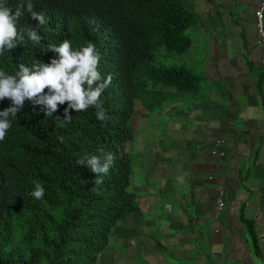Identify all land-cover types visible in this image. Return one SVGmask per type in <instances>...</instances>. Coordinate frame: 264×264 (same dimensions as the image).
I'll return each mask as SVG.
<instances>
[{"label": "trees", "instance_id": "trees-1", "mask_svg": "<svg viewBox=\"0 0 264 264\" xmlns=\"http://www.w3.org/2000/svg\"><path fill=\"white\" fill-rule=\"evenodd\" d=\"M205 1L213 6L212 0ZM21 2L6 0V6L15 11ZM31 2L35 11L44 12L47 23L38 25L25 12L18 29L34 28L43 39L33 45L25 34L23 42L0 55V70L14 75L21 63L30 67L36 60L48 62L55 55L49 43L59 46L69 40L73 49H79L91 41L101 56L98 71L102 78L111 75L112 82L100 97L105 121H98L96 109L89 108L72 111L71 122L60 127L54 117L38 108L34 112L27 102L15 117L9 116L12 127L0 142V264H100L119 222L141 211L132 188L135 167L129 151L135 141L131 120L136 103L153 110L176 96L196 97L204 84L211 85L212 92L220 86L209 82L205 73L156 64L159 49H164V56L181 55L193 45L187 32L201 17L184 0ZM242 57L248 75L255 79L256 94L263 97L264 66L252 61L246 49ZM158 86L175 94L158 99L156 105L140 101L143 96H157ZM9 106V100L0 101V110ZM65 107L59 106L56 115ZM107 152L115 155V161L97 187L95 174L76 161L85 154L103 157ZM259 155L257 150L246 181ZM35 183L45 189L41 200L30 195ZM181 207L189 221L194 202L186 204L183 199ZM244 207L239 221L259 255L256 222L246 218Z\"/></svg>", "mask_w": 264, "mask_h": 264}, {"label": "rangeland", "instance_id": "rangeland-1", "mask_svg": "<svg viewBox=\"0 0 264 264\" xmlns=\"http://www.w3.org/2000/svg\"><path fill=\"white\" fill-rule=\"evenodd\" d=\"M184 2L191 11L201 17V21L187 32L193 40V45L181 55L164 56V49H159L156 55V64L158 67L164 65L175 68L186 67L195 72V75L205 73L209 82L216 83L214 86L218 85L220 88L212 92L211 85L204 84L203 92L197 94L196 97H187L184 100L185 103L179 104V115L171 121L170 117L166 118L165 110H161L158 115V124L154 120L157 117L152 119L151 124L150 121L138 122L134 119L132 128L136 131L135 134L138 138L137 143L129 148L132 161L134 160L136 166V177L132 188L140 195L146 196L147 191L150 190L149 186L157 183L155 192H161L166 196L164 200L167 214L158 220L155 218L157 215L142 216L137 213L122 220L114 230L111 244L102 254L100 264H154L160 253L171 264H175L176 261L179 264L198 262L214 264V261L217 260L214 252H209L208 246L207 252L204 249L207 242L210 244V237H213L212 242L215 239H221L222 235H218L220 231L223 235L230 231V235L241 236L242 238L236 239L242 244L249 243L252 247L253 257L259 259L254 253L252 237L239 221L243 201L234 204L228 200L238 198L239 195L249 204L246 218L258 222L256 230L260 237L264 232V140H262L264 139V96L256 94L255 79L248 75L246 63L242 57L245 49L252 61L258 60L259 56L264 57V47L259 48L256 45L258 22L255 13L260 1L212 0L213 6L208 5L205 0H184ZM243 86H248L250 91L246 92ZM165 97H167L166 88L158 86L157 96H143L140 101L156 105L158 99ZM233 98L241 100H238L236 104V99ZM170 104L175 106V103ZM244 104L247 108H249L248 105L254 108L246 109ZM137 105L143 108L140 102L136 103V107ZM255 111H259V117L256 122H251L248 119L253 117ZM144 115H146L145 112ZM261 117L263 119L259 120ZM174 121L177 122V128L173 133L169 126ZM183 125H186L187 128ZM229 125L237 127L239 137H236L239 138L240 143L223 164L222 173L226 178L222 176L217 178L216 173L219 168L213 165L211 167L213 182L206 184L212 185L211 187L206 186L209 189L210 197L208 196L206 201L203 199L201 202H197L195 192L191 193L195 181V169L192 166L193 157L183 159L184 161L180 164L179 158L183 157L180 150L187 146L178 144L175 147L171 137L175 134L177 137L185 139L190 144L187 148L196 151L197 155L199 148L202 147L204 156H210L211 144L206 138L210 140L214 136H224L217 130L218 126L228 127ZM259 136H262L261 141L258 139ZM200 137L203 139L198 140ZM145 145L148 148L151 146L153 149L147 150ZM162 147L171 148L162 157L168 159L170 156L174 159L173 167L169 170V179H167L169 175L164 176L158 168L155 169L157 165H160L161 152H158V149ZM258 148H262V150L257 168L251 172L252 175L246 181L247 169L253 164L252 159ZM200 156L203 157L201 154ZM169 167L167 166V169ZM146 169L149 173L140 176L141 172L146 173ZM229 177L235 180L233 186L227 182ZM178 178H182V182ZM218 181L226 190L225 199L227 201L226 208L220 212L215 210L216 200L219 196L216 190ZM230 189L239 191L230 194ZM182 198L186 204H192V201H195H193L194 207L188 210L190 212L187 211L192 215L189 217V221L188 214L180 205L183 201ZM229 213L231 229L225 218ZM257 214H260L259 219ZM200 216L202 224H196L189 230L192 226L189 223L196 222ZM181 225L182 230L185 228L184 236L193 239L200 250L197 251L194 246L191 247L190 252L194 258L177 257L172 234L179 235ZM233 226L237 228L233 230ZM216 230H218L217 233ZM259 244L263 245L261 237ZM138 257L142 258L138 261ZM164 264L168 263L164 262Z\"/></svg>", "mask_w": 264, "mask_h": 264}, {"label": "clouds", "instance_id": "clouds-1", "mask_svg": "<svg viewBox=\"0 0 264 264\" xmlns=\"http://www.w3.org/2000/svg\"><path fill=\"white\" fill-rule=\"evenodd\" d=\"M259 1L261 2V0ZM25 12L30 15L32 20L37 21L38 25H44L47 23L44 12L35 11L31 0H27L26 3H24V0H22L21 4L15 8V11L6 6V0H0V55H3L5 51H10L15 48L17 46V42H23L25 34L33 45H38L41 43L43 37L38 34L36 29L31 27L18 29L19 19L24 15ZM257 16L259 18L257 28L262 34H264V10L257 12ZM48 49L50 52L55 54L48 62L36 60L30 67L21 63L18 65V71L14 75H10L5 71L0 70V101H4L5 99L10 101L9 107L0 110V142L5 140L7 132L12 127L9 116L15 117L17 113L24 108L25 102L33 106L34 112H36L38 108L39 112L43 115L47 117H54L55 121L60 127H63L65 124L71 122L72 111L81 112L86 111L89 108L96 109L95 115L98 121H105L107 119L100 97L102 96L105 89L111 84L112 77L111 75H108L107 78H102L101 73L98 71L101 56L97 51L95 44L89 41L86 46H83L79 49H73L71 42L69 40H64L59 44V46L49 43ZM262 58L264 57L259 56L258 60H254L255 63H258L259 66H262L259 61ZM166 90L167 94L174 93L173 90H169L167 88ZM184 98H186V95L183 97L176 96L173 101L168 99L166 104L164 103L156 105L153 110H147L142 104L141 105L143 108H140L137 105V107H135L134 116L131 120V127L134 123V119H136L138 122L150 121L151 124L153 121L152 119L157 117V119L154 120H156L155 123L158 124V115L160 114L161 110H165L166 118L168 119L170 117L171 121L173 118L169 112H172L173 107L177 108L180 103H185ZM170 103H175V106ZM65 104H67V107L63 109V113L61 115H56L59 112V106H63ZM144 112L146 115H144ZM169 129L171 132H173L172 124L169 126ZM134 133H136L135 130ZM173 137L174 136L171 137L172 140ZM234 137H236V135L231 137L225 135L214 136L208 140V143L211 144L210 157L216 162L217 166L223 167V164L226 162V158L229 157L230 153L233 152L238 146V143H240L238 141L239 138ZM137 138L138 137L135 134L134 144L137 143ZM58 139L61 143L64 142L63 136L58 137ZM258 139H262V136H259ZM220 140H223L225 143L221 144ZM145 146L147 149V145ZM152 149L153 148L150 146V148L147 150ZM170 150L171 148L166 149L165 147H162L161 149H158V152H161L162 158V156L165 153H168ZM257 150L261 151L262 148H258ZM214 151L218 153V156L213 154ZM220 153H223V156H219ZM260 156L261 154L259 157ZM191 157L192 155L183 154V157L181 159L179 158L180 164L186 158ZM161 158L159 160L160 168L162 165ZM114 161L115 155L111 152H107L103 154V157L85 154L83 157L79 158L76 163L78 165H86L90 171L95 174L94 184L98 187L103 184L104 176L109 172L110 168L114 164ZM258 162L259 158L257 163L254 164L251 172H253V170L257 167ZM134 167L136 168L135 165ZM156 168H159V165H157L155 169ZM134 172L135 173L133 177L135 178L136 169ZM148 173L149 172L146 169V173L141 172L140 176ZM169 177L170 176H168L167 179H169ZM178 179L182 182V178ZM210 180L213 182L212 179ZM230 181L232 182V179H230ZM156 185L157 183H154L149 186L150 190L147 191L146 196L140 195L137 192L136 193L139 197L138 203L141 209V211L138 213H140L142 216L157 215L155 218L159 220L162 219L163 215L167 214L164 200V197L166 196L161 194V192H155ZM216 185V190L218 191L219 196L216 200L215 210L220 212L223 211L227 206V201L225 199L226 190L219 182H217ZM30 195L37 200H41L45 195V189L40 183H35L34 190L30 193ZM207 197L208 195L206 198ZM206 198H204L205 201ZM220 199L224 202V207L222 209H220L218 205V201ZM148 204L149 206H147ZM134 214H130L126 219H128L130 216H133ZM199 223L202 224L201 216L198 218L197 223H189L192 225L189 230L192 229L194 225ZM217 232L218 230H216V233ZM141 258L142 257H138L137 260L139 261ZM154 264H157L156 261Z\"/></svg>", "mask_w": 264, "mask_h": 264}, {"label": "crops", "instance_id": "crops-1", "mask_svg": "<svg viewBox=\"0 0 264 264\" xmlns=\"http://www.w3.org/2000/svg\"><path fill=\"white\" fill-rule=\"evenodd\" d=\"M243 88H245V87L243 86ZM238 100H241V99L238 98ZM245 104H244V106H246ZM248 106H249V108H247V106L245 108L249 109V110L254 108L250 105H248ZM169 113H171L172 118H175V117H177V115H179V108L173 107L172 112H169ZM258 117H259V111H255L253 117H250L248 120L249 121L251 120V122L252 121L256 122ZM262 119L263 118L261 117L259 120H262ZM183 126L185 128H187L186 125H183ZM176 128H177V122L174 121L172 124L173 133H174ZM217 130H219L220 133H222L228 137L235 136V135L237 137H239L237 127H232L230 125L228 127L218 126ZM206 136H207V134H206ZM201 137H202V135H201ZM201 137L198 140L203 139ZM208 139L209 138H206L207 141H208ZM173 141H174V145H176L175 147H177L178 144H181V146L182 145H184V146L186 145L187 147L190 146V144L185 139L179 138L175 134L173 137ZM246 145L249 146L248 144H246ZM187 147H185L184 149H181L180 153L192 155V157H193L192 166H193V169H195V177H194L195 181H194L193 187L191 189V193L195 192L196 201L201 202L204 198H206L207 195L210 197V195L208 193L209 189H207L206 186L211 187L212 185H206V184L212 182L210 180L213 177V172L211 170V167L213 165H216V162L210 156H204V154L202 152L203 151L202 147L200 148V153L198 155H197L196 151L189 150V149L187 150ZM200 154L204 158L201 157ZM161 159H162V165H161V168L159 165V168H158L159 172L162 173L164 176H166V175L170 176L169 170L173 167L174 159L170 156L168 159H164L163 157ZM179 162H180V160H179ZM166 164H168L167 166H170L169 169H167ZM218 168H219V170L216 173L217 178L219 176L226 178V176L222 173V170L224 168H222L220 166H218ZM256 168L253 171H255ZM251 175H252V173H251ZM255 176L258 178L260 177L257 175H255ZM231 177H233V175H231ZM227 179H228L227 182L233 186V181H235V180L232 179V182H231L230 177ZM139 186H140V184H139ZM234 191L238 192L239 190L235 189ZM234 191L232 189H230V194H232ZM237 197L239 198L240 196L238 195ZM238 198L229 199L228 201L231 200V202L234 204H238L239 201L240 202L243 201L242 206L245 205V211L247 212V208H248L249 204L245 200H242L241 197L239 199ZM256 216L259 219L260 214L259 215L257 214ZM225 218H226V221L229 225V228L231 229L230 213L228 215H226ZM257 225H258V222H256V228H257ZM236 228L237 227L233 226V230ZM201 229H202V227H201ZM241 230H243V229L241 228ZM179 231H180L179 235L173 234V242H175L174 249L177 250V254H178L177 257L182 256L185 258H194L191 255L190 249L192 246H194L197 251H200L198 248V245H196L193 242V239L191 240V239L187 238L186 236H184L183 232L185 231V228L182 230V225H181V229H179ZM218 235H222L221 239H215L214 242H212L213 237H210L211 238V240H209L210 244L207 242L206 247L204 249L206 251V248L208 246L209 252L210 251L214 252L215 258H217V260L214 261V264H264V232L260 236L261 241L263 242V245L259 244L260 253H259V255L256 254V256L259 259H255L253 257L252 247L249 245V243L242 244L236 239V238H242L241 236L235 237L233 235H230V231H228V233L224 234V235L222 234V232H219ZM253 249H254V247H253ZM156 261H157V264H164V262L171 264V263H169L168 260L165 259L164 255L161 256V253H160L159 257H157ZM175 264H179V263L176 261ZM194 264H202V262H198V263H194ZM206 264H207V262H206Z\"/></svg>", "mask_w": 264, "mask_h": 264}, {"label": "built area", "instance_id": "built-area-1", "mask_svg": "<svg viewBox=\"0 0 264 264\" xmlns=\"http://www.w3.org/2000/svg\"><path fill=\"white\" fill-rule=\"evenodd\" d=\"M264 10V0H261V2L259 3V6H258V9L255 13V17L257 19V22L259 20L258 16H257V12H260ZM256 44L257 46L260 48V47H264V34H262L259 29H258V37H257V41H256ZM260 64L262 66H264V58L260 59ZM220 143L221 144H224L225 142L223 140H220ZM214 155L218 156V153L216 151L213 152ZM219 156H223V153H220ZM223 194V193H221ZM218 205H219V208L222 209L224 207V202L220 199L218 201Z\"/></svg>", "mask_w": 264, "mask_h": 264}]
</instances>
